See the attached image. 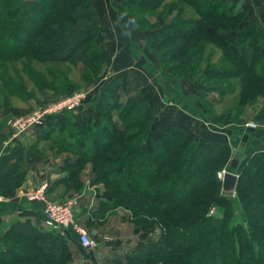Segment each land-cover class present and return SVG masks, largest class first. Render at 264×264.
<instances>
[{
  "label": "trees",
  "instance_id": "obj_1",
  "mask_svg": "<svg viewBox=\"0 0 264 264\" xmlns=\"http://www.w3.org/2000/svg\"><path fill=\"white\" fill-rule=\"evenodd\" d=\"M138 1L142 5L148 3V0ZM184 1L197 10L201 19L183 20L177 14L169 24L171 6L165 11L166 15H156L155 24L159 32L149 43L158 49H165L159 56L160 64L173 61L172 68L177 71L175 76L189 79L195 75L204 57V47L196 41L202 31L200 21L217 18L225 21L226 26H231L233 20L246 12L232 11L234 7L227 5L228 0ZM150 2V9L158 7L157 0ZM92 7V0H0V62L6 63L20 56L40 63H63L68 58L70 62L79 59L91 63L103 58L107 53L97 49L94 42L90 47L84 45L87 39L92 41L98 33L99 22ZM243 31H235L236 41H230V45L239 41L236 55L227 44L219 42L218 45L228 53L231 62L254 73L252 79L262 81L264 71L260 69L263 61L260 44L264 31L255 28L254 24ZM257 56H260V62ZM198 74L204 75L200 76L201 83L212 91L219 90L220 80L228 77L226 70L217 71L214 66L207 65L205 71ZM111 85L104 105L109 115L107 119H102L99 113L97 121L81 126L84 141L75 149L79 160L96 161L95 166L102 170L100 178L108 182V188L111 187L113 192L112 199L105 206H110L119 197L132 205V195L147 201L164 199L168 207L161 210L166 214L168 211L167 215L171 216L163 224L168 230L166 235L153 243L140 241L127 249L124 256L126 264H149L155 258L169 256L179 260V264H264V207L254 205L255 202L264 205V175L255 176L254 182L241 186L243 175H256L254 170L264 167L262 142L255 137L249 138L236 169H224L238 175L235 193L244 203L243 212L238 217L234 216L228 211L231 198L220 194L221 181L216 173L223 166L221 163L216 167L212 165L230 152V145L206 139L196 141L182 126L167 125L146 148V131L150 125L146 114L153 105L147 104L142 118L138 115L126 119L142 99L116 105L115 101L121 94L120 84ZM99 106L100 103L96 106L97 110ZM122 133L125 135L121 138ZM132 138L135 143H132ZM33 148L34 145L22 147L19 143L15 144L16 152L23 154ZM10 155L0 159L1 195L6 189L22 182L20 171L8 162ZM142 160L149 162H145L144 169L137 165ZM76 163L73 161L69 168ZM118 173L122 176L118 177ZM11 178L17 181L10 182ZM209 188L215 192H210ZM215 196L218 205H222V212L210 216L202 214L204 205L210 204ZM135 207L138 211L145 209L140 205ZM102 208L100 206L94 213ZM249 211L254 215L255 222L248 215ZM179 233L182 235L179 236ZM258 236H261L260 240H256ZM19 242H23L24 246ZM74 243L81 248L70 234L19 221L0 233V264H70Z\"/></svg>",
  "mask_w": 264,
  "mask_h": 264
},
{
  "label": "rangeland",
  "instance_id": "obj_2",
  "mask_svg": "<svg viewBox=\"0 0 264 264\" xmlns=\"http://www.w3.org/2000/svg\"><path fill=\"white\" fill-rule=\"evenodd\" d=\"M92 3L99 28L96 37L92 41L87 39L84 45L90 47L94 42L97 49L107 53L103 58L92 60L91 63L79 59L70 62L69 58L63 63H40L20 56L6 63L0 62V159L10 153L9 164H14L22 176V182L16 187L6 189L4 195L0 194V199L18 198L32 193L43 195L53 203H65L81 194L87 185L105 193L109 201L112 199V189L108 188V182L104 178H100L99 173L102 170L95 166L97 162L79 160L75 150L84 141L83 132L80 131L83 120L90 122L89 119L99 116V113L104 120L109 116L104 105L108 100L111 84H120L121 94L115 101L116 105L142 99L135 104V110L130 111L126 119L138 115L141 117L147 104L153 105L146 114L150 125L146 131L145 146H148L152 138L160 135L167 125L182 126L196 141L208 139L209 136V139L212 136L220 137L225 133L228 136L231 132L232 144L228 143L231 153L227 152L226 156L219 159L221 161L212 164L216 167L221 163V171L230 169L229 164L242 135L255 137L264 146V80L252 79L255 77L254 73H249L250 70L231 62L228 53L218 45L219 42L227 44L236 55L239 41L236 45H230V41H236L235 31L242 32L250 24L264 31V0H228L227 5L234 7L232 11L246 12L233 20L231 26H226L225 21L217 18L200 21L202 31L196 41L202 43L204 57L195 75L189 79L175 76L177 71L172 68L173 61L166 65L160 64L159 56L165 49L153 47L149 42L159 32L155 24L156 15H166L172 6L169 24L177 14L183 20L199 21L201 18L194 7L184 0H157L156 9L149 8L152 5L150 0L143 5L138 0H92ZM224 24L225 26H221ZM260 45L263 53L260 69L264 71V38ZM169 46H173V43H169ZM77 55L79 54L76 53L75 56ZM259 57L256 58L258 62ZM206 65L214 66L217 71L227 72L228 77L220 80L217 91L209 90L201 83L202 74L199 75L198 72H204ZM46 116L50 118V122L44 124L47 121ZM37 117L43 118L41 124L37 125L39 127L56 125L54 139L43 140L24 154L16 152L15 144L18 142L14 138L22 140L23 134L34 128L26 125ZM23 125L24 129L20 133ZM250 125L254 131L249 133L245 128ZM9 131L12 133L5 134ZM124 135L122 133L120 137ZM135 142L132 138V143ZM72 158H75L77 165H72L65 171L67 180L57 184L54 182L52 187L50 181L53 176L60 168H64L63 164L68 159L73 160ZM145 162L149 163L142 160L137 165L144 169ZM219 172L216 173L217 176ZM254 172L256 175H243L241 186L246 182H254L255 176H263L264 167ZM119 173L117 176H122ZM28 174L33 177L31 186L21 190ZM9 181L17 180L11 178ZM209 190L213 191L211 188ZM172 196L167 198L171 199ZM230 198L232 203L228 211L238 217L243 212L244 203L236 193ZM216 200L217 196L210 204H205L202 214H220L222 205L219 206ZM132 202V205H128L125 199L119 197L110 206L101 204L103 208L100 212L96 215L92 213L90 217H83L82 220L78 218L79 215L75 216L74 211L75 221L91 238L98 241V247L104 246V242L125 246L128 245L126 243L129 237L134 241L130 247L140 241L150 244L168 233L163 224L171 216L167 215L168 211L166 214V211L161 210L168 207L164 199L147 201L132 195ZM260 203L255 202L254 205L264 207ZM139 205L145 209L138 211L135 206ZM248 215L256 221L250 211ZM86 222L89 223L86 225ZM88 227H91V233ZM259 238L261 236L256 240H260ZM120 240L122 241L118 243ZM19 243L24 246L23 242ZM97 249L93 250V256L89 252L83 256L87 261H91L93 257L94 264H126L124 253L121 254L120 261V257L116 258L117 256L103 251L96 252ZM169 257L155 258L149 264H179V260Z\"/></svg>",
  "mask_w": 264,
  "mask_h": 264
},
{
  "label": "crops",
  "instance_id": "obj_3",
  "mask_svg": "<svg viewBox=\"0 0 264 264\" xmlns=\"http://www.w3.org/2000/svg\"><path fill=\"white\" fill-rule=\"evenodd\" d=\"M97 117L95 118H90L89 121L90 122H86L84 121V124H90L93 120L97 121ZM47 121H44V124H46V122H50V118L47 116L46 119ZM53 121V120H51ZM55 122V120H54ZM43 124V125H44ZM82 124V126L84 125ZM42 125V126H43ZM41 126V125H40ZM56 125H51V127H49L48 125H44L43 127H39L37 126L36 128H33L31 130L26 131L23 134V139H15V142L20 143V145L22 147H29V146H37L39 145V143H41L43 140H51L53 137H55V132L53 133V131H55ZM11 131L6 132L5 134H9ZM52 132V135L50 134ZM12 133V132H11ZM231 132H229V137L225 134H222L220 137H214L212 136L211 139L204 138L206 140H211L214 142H225V143H231L232 137H231ZM249 136V135H248ZM225 137V138H224ZM252 138V137H249ZM146 148L148 147L147 145L145 146ZM73 160H69L68 162H66V164L64 165V168L59 169V172H56V174L53 176L52 181L51 182V186L53 187L55 184L54 182L57 183H62L63 181L67 180V174L65 171H67V169H69V165H71V163L73 161H75V158H72ZM33 177L29 176V174L26 177V181L24 182V185L20 188L21 190L24 189L25 187H30L31 183H32V179ZM97 189V188H96ZM95 188H90L88 185L85 186L84 190L82 189L81 194H79L77 197H74V199L76 200V204H75V216L77 217L79 215V219L82 220L83 217H90V214H94L96 215V210L100 208L101 204H106L109 201L108 196L103 193V192H99L98 190H96ZM69 194V193H67ZM59 195V194H57ZM54 196V193H53ZM73 199V198H71ZM28 222L33 224L36 227H43L44 228V222H43V208H42V204L40 202L37 201H30L26 198V195H23L21 197H2L0 200V233L5 232L6 230H8L12 224H15L16 222ZM89 222H86V225ZM45 229V228H44ZM89 232L91 233V227L89 228ZM130 239V240H128ZM74 241V240H73ZM122 240L117 241L118 243H120ZM127 243L128 245H118V244H114V243H106L104 242V246L98 247L97 251H103L106 254H113L115 256H117L116 258H119L121 256L122 253H124V255L126 254L127 249L134 243L133 240H131V238H127ZM137 241V240H136ZM73 260L70 262L71 264H94L93 263V257L91 259V261H87V258H85L83 256L84 253L89 252L90 254H92L93 256V250H85V249H81L78 247L77 244L74 243V247H73ZM92 251V253H91ZM102 255V254H101ZM122 261V257H120ZM109 260V259H108ZM118 260V259H117ZM119 262V260H118ZM120 263V262H119Z\"/></svg>",
  "mask_w": 264,
  "mask_h": 264
},
{
  "label": "built area",
  "instance_id": "obj_4",
  "mask_svg": "<svg viewBox=\"0 0 264 264\" xmlns=\"http://www.w3.org/2000/svg\"><path fill=\"white\" fill-rule=\"evenodd\" d=\"M41 119L37 117V119L28 122L29 123L28 125L26 124L25 125L35 128L37 127V125L41 124ZM250 127L253 126L250 125ZM23 129H24V125L21 126L19 132L21 133ZM225 172L226 170H223L218 173L217 177L220 181H222ZM42 188H45V186H43ZM26 198L30 201L35 200L42 204L44 228H46L47 230L60 232L61 234L72 235L82 249L94 250L98 248L99 245L98 241L91 238L86 233L84 228H81V226L77 223V221H75V216H74V209H75L74 206L76 204L75 199H70L68 200V202L65 203H57V202L53 203L45 199L43 195L38 196V194H32V193H27Z\"/></svg>",
  "mask_w": 264,
  "mask_h": 264
},
{
  "label": "water",
  "instance_id": "obj_5",
  "mask_svg": "<svg viewBox=\"0 0 264 264\" xmlns=\"http://www.w3.org/2000/svg\"><path fill=\"white\" fill-rule=\"evenodd\" d=\"M245 130L249 133L254 131L252 127H246ZM248 140H249V136L246 134L242 135V137L240 138L238 146L236 147L235 154L233 156V160L230 164L231 170L236 169L239 158L241 154L244 152L246 143L248 142ZM237 180H238V175H236L233 172L226 171L221 181V186H220L221 195L229 197V198L233 197V195L235 194V190H236L235 187L237 185Z\"/></svg>",
  "mask_w": 264,
  "mask_h": 264
}]
</instances>
